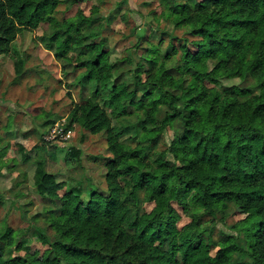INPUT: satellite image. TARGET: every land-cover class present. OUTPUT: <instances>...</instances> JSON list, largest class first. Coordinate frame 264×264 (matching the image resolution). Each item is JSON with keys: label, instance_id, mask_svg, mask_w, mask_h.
<instances>
[{"label": "trees", "instance_id": "16d2710c", "mask_svg": "<svg viewBox=\"0 0 264 264\" xmlns=\"http://www.w3.org/2000/svg\"><path fill=\"white\" fill-rule=\"evenodd\" d=\"M166 1L161 17L186 35L143 47L144 69L135 48L111 62V16L91 0H0V55L49 22L45 39L91 89L68 127L105 134L111 151L104 188L87 177L68 189L39 155L42 211L0 189L24 217L0 220V264H264V0ZM15 145L32 160L24 138Z\"/></svg>", "mask_w": 264, "mask_h": 264}, {"label": "rangeland", "instance_id": "374dc122", "mask_svg": "<svg viewBox=\"0 0 264 264\" xmlns=\"http://www.w3.org/2000/svg\"><path fill=\"white\" fill-rule=\"evenodd\" d=\"M91 4L98 6L101 15L111 16L110 24L104 22L103 35L108 39L112 63L135 48L136 59L148 69L150 64L144 60L143 47L159 42L166 47L172 33L186 35L172 21L161 17L169 9L166 0H91ZM69 5L64 2L59 6L56 13L59 19H63V11ZM51 31L49 22L25 29L18 34L11 54L0 55V189L11 194L22 191L16 205L29 214L42 211L48 204L34 187V160L39 155L45 157L48 171L73 189L82 181L86 184L87 177L93 179L94 186L106 187V157L111 153L105 134L82 130L75 123L68 127L75 104L83 102L91 89L76 82L74 73L69 72L72 69L66 68L65 61L56 56L45 39ZM17 60H23L21 72ZM222 82L237 85L240 78H222ZM19 138H24L32 157L25 163L15 145ZM73 147L81 153L74 155ZM38 215L43 217L40 212ZM4 219L14 227L24 222L10 199L0 204V220ZM233 223L231 214L228 224ZM221 230L231 232L228 225L219 223L217 238L223 236Z\"/></svg>", "mask_w": 264, "mask_h": 264}]
</instances>
